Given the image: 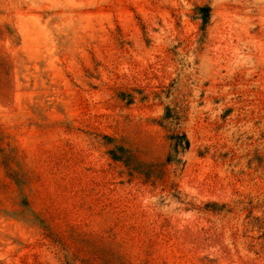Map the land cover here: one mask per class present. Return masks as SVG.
Instances as JSON below:
<instances>
[{
    "label": "rangeland",
    "instance_id": "1",
    "mask_svg": "<svg viewBox=\"0 0 264 264\" xmlns=\"http://www.w3.org/2000/svg\"><path fill=\"white\" fill-rule=\"evenodd\" d=\"M0 264H264V0H0Z\"/></svg>",
    "mask_w": 264,
    "mask_h": 264
},
{
    "label": "trees",
    "instance_id": "2",
    "mask_svg": "<svg viewBox=\"0 0 264 264\" xmlns=\"http://www.w3.org/2000/svg\"><path fill=\"white\" fill-rule=\"evenodd\" d=\"M200 10L204 11V10H205V8H202V9H200Z\"/></svg>",
    "mask_w": 264,
    "mask_h": 264
}]
</instances>
